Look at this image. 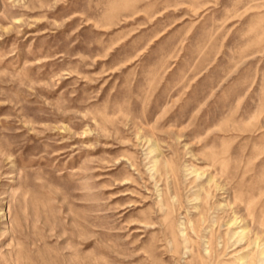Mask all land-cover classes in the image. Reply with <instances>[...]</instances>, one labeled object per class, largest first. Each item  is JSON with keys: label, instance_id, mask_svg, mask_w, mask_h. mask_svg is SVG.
<instances>
[{"label": "rangeland", "instance_id": "374dc122", "mask_svg": "<svg viewBox=\"0 0 264 264\" xmlns=\"http://www.w3.org/2000/svg\"><path fill=\"white\" fill-rule=\"evenodd\" d=\"M0 264H264V0H0Z\"/></svg>", "mask_w": 264, "mask_h": 264}]
</instances>
